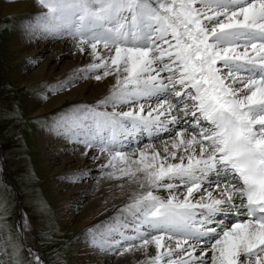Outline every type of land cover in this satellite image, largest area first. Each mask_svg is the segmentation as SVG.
Returning <instances> with one entry per match:
<instances>
[{"label":"snow or ice","instance_id":"obj_1","mask_svg":"<svg viewBox=\"0 0 264 264\" xmlns=\"http://www.w3.org/2000/svg\"><path fill=\"white\" fill-rule=\"evenodd\" d=\"M38 3L48 32L90 49L96 80L115 79L99 102L114 110L86 109L83 126L109 178L138 186L119 254L153 246L147 264H264V0ZM134 132L162 143L126 150L119 137Z\"/></svg>","mask_w":264,"mask_h":264},{"label":"bare ground","instance_id":"obj_2","mask_svg":"<svg viewBox=\"0 0 264 264\" xmlns=\"http://www.w3.org/2000/svg\"><path fill=\"white\" fill-rule=\"evenodd\" d=\"M44 11L35 0H0V21L7 15L25 14L21 23L17 21L12 40L3 42L9 63L6 67L20 89H45L28 112L31 120H49L42 132L36 133L35 147L42 151L37 159L39 165L35 166L49 186L48 198L57 205L54 216L62 225L63 235L76 242L69 246L74 252L70 260L73 264H147L148 256L155 255L153 246H149L147 255L143 249L120 255L115 246L123 240L121 233L134 235V217L126 205L131 203L138 186L127 178H109L106 173L111 169L104 168L107 154H102L99 146L89 148L85 143L88 129L83 125L89 124L91 118L85 119L83 113L89 108L98 112L114 110L110 103H99L110 94L114 76L96 80L95 75H102V70L88 69L93 63L90 49L86 47L81 53L70 35L48 32ZM115 110L127 111L128 106L118 105ZM145 134L140 137L134 132L119 140L127 150L143 141L152 142L150 134ZM160 135L170 139L166 133ZM156 141L160 147L162 141ZM157 194L166 197L168 192L161 188ZM234 219L231 215L222 222ZM31 252L38 256L36 251ZM39 257L45 261L41 253Z\"/></svg>","mask_w":264,"mask_h":264},{"label":"rangeland","instance_id":"obj_3","mask_svg":"<svg viewBox=\"0 0 264 264\" xmlns=\"http://www.w3.org/2000/svg\"><path fill=\"white\" fill-rule=\"evenodd\" d=\"M24 15H7L0 21V264H37L31 250L41 253L44 264H73L69 246L76 242L63 235L54 216L57 205L48 198L49 186L35 166L42 151L35 147L36 133L49 120H31L28 112L45 89H20L6 67L3 42L12 40Z\"/></svg>","mask_w":264,"mask_h":264}]
</instances>
